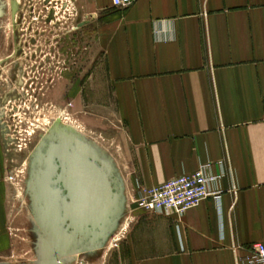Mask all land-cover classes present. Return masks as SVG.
<instances>
[{
    "label": "crops",
    "instance_id": "0c3cea01",
    "mask_svg": "<svg viewBox=\"0 0 264 264\" xmlns=\"http://www.w3.org/2000/svg\"><path fill=\"white\" fill-rule=\"evenodd\" d=\"M93 7L114 112L111 125L103 117L84 126L129 169L116 263L261 264L252 248L264 242V0ZM201 168L219 199L183 216L136 205L142 189ZM7 218L0 157V240Z\"/></svg>",
    "mask_w": 264,
    "mask_h": 264
},
{
    "label": "rangeland",
    "instance_id": "374dc122",
    "mask_svg": "<svg viewBox=\"0 0 264 264\" xmlns=\"http://www.w3.org/2000/svg\"><path fill=\"white\" fill-rule=\"evenodd\" d=\"M12 2L17 7L15 16ZM94 3L95 0H0V157L8 209L5 238L0 240L4 245L0 247V264H35L37 260L40 226L33 199L34 165L42 143L53 130L76 132L113 162V155L119 154L109 142L90 135L83 120L90 118L96 124L104 117L111 125L114 112L112 88L96 44ZM81 21L90 25L79 30L77 23ZM60 41L61 45L57 43ZM7 46L24 52L6 53L3 48ZM56 46L73 55L71 108L60 98L44 97L48 86L44 88L36 80L39 57L49 59L50 50ZM36 47L42 48L44 54H36ZM115 167L125 196V212L118 227L101 249L76 254L64 264H117L115 259L122 254L120 246L128 232L125 180L129 169Z\"/></svg>",
    "mask_w": 264,
    "mask_h": 264
},
{
    "label": "water",
    "instance_id": "95a60500",
    "mask_svg": "<svg viewBox=\"0 0 264 264\" xmlns=\"http://www.w3.org/2000/svg\"><path fill=\"white\" fill-rule=\"evenodd\" d=\"M16 9L12 2L13 16ZM33 199L40 226L35 264H64L101 249L125 212L114 162L70 129L57 128L42 143Z\"/></svg>",
    "mask_w": 264,
    "mask_h": 264
},
{
    "label": "built area",
    "instance_id": "2783aa9c",
    "mask_svg": "<svg viewBox=\"0 0 264 264\" xmlns=\"http://www.w3.org/2000/svg\"><path fill=\"white\" fill-rule=\"evenodd\" d=\"M137 2L138 0H111L113 8L120 10H128ZM215 180L207 177L201 168L193 174L182 175L159 186L142 189L135 202L146 212L183 216L207 198H220L219 193L209 189V184ZM252 260L264 264V242L253 246Z\"/></svg>",
    "mask_w": 264,
    "mask_h": 264
},
{
    "label": "flooded vegetation",
    "instance_id": "af4514ba",
    "mask_svg": "<svg viewBox=\"0 0 264 264\" xmlns=\"http://www.w3.org/2000/svg\"><path fill=\"white\" fill-rule=\"evenodd\" d=\"M88 25V22L81 21L77 23V27L79 28V30H82ZM57 43L61 45L63 41ZM36 48V54H44L45 51L42 48ZM3 50H5L6 53L12 52L16 54L24 52L23 49L21 50L20 48L14 47L10 48L9 46L4 47ZM49 53H51L49 59L45 56L43 58L39 57L41 62L36 63L35 67L38 70V78L36 80L39 82V84H42L44 88L48 86V88L44 89V91L46 92L43 95L44 97L49 98L50 96V98H52L53 100H58L60 98L69 108H71V102L73 100V80L71 77V71L73 69V55H71L70 51L67 52V50L62 46H56L52 48ZM52 54H54V56H52ZM46 59L49 61L52 59L53 62L47 63ZM62 59L64 60L62 61ZM56 69L59 70L60 73L55 71Z\"/></svg>",
    "mask_w": 264,
    "mask_h": 264
}]
</instances>
